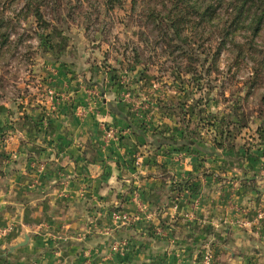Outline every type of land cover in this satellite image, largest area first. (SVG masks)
Masks as SVG:
<instances>
[{
	"label": "crops",
	"instance_id": "1",
	"mask_svg": "<svg viewBox=\"0 0 264 264\" xmlns=\"http://www.w3.org/2000/svg\"><path fill=\"white\" fill-rule=\"evenodd\" d=\"M55 71L42 101L0 107V264L264 263V143L177 146L164 109Z\"/></svg>",
	"mask_w": 264,
	"mask_h": 264
},
{
	"label": "rangeland",
	"instance_id": "2",
	"mask_svg": "<svg viewBox=\"0 0 264 264\" xmlns=\"http://www.w3.org/2000/svg\"><path fill=\"white\" fill-rule=\"evenodd\" d=\"M136 1L133 10L134 0H37L30 10L24 0H0V25L8 28L0 29V107L17 104L20 98L42 101L45 85L53 80L50 75L61 68L72 79L112 86L120 91V100L132 95L144 98V108L164 109L167 119L162 125L180 130L175 134L183 133L181 141L262 146L264 32L255 40L238 35L240 48L223 49L217 58L221 35L213 28L193 32L197 53L180 59V53L171 56L166 51L169 39L148 20V8L161 9L168 0ZM37 7L39 24L33 13ZM135 50L140 64L134 62ZM158 95L167 103L158 106ZM114 134L109 130L107 137L116 138ZM0 136L1 146L5 139ZM263 220L264 212L255 221ZM207 252L212 264L214 249L208 247Z\"/></svg>",
	"mask_w": 264,
	"mask_h": 264
},
{
	"label": "trees",
	"instance_id": "3",
	"mask_svg": "<svg viewBox=\"0 0 264 264\" xmlns=\"http://www.w3.org/2000/svg\"><path fill=\"white\" fill-rule=\"evenodd\" d=\"M24 1L26 7L31 10V6L37 0ZM111 1L109 0V3ZM136 6L137 1L134 0L133 10ZM33 13L35 21L38 24L42 23L40 7L35 8ZM148 20L154 25L155 30L159 31L163 39H169L168 44L164 46L166 51H169L171 56L180 53V59L189 55L195 56L197 53L191 38L193 32L196 34L200 30L205 32L208 28H213L221 35L220 46L214 56L217 58L223 49L230 46L240 48L236 42L238 35L249 34L253 40L261 36L264 32V0H168L161 9L149 7ZM5 25L7 24L0 25V29H8ZM2 37L7 43L8 34ZM44 37L50 41L48 35ZM171 43H175V46ZM198 49H201V45ZM138 51H134L136 64H140L141 60ZM238 57L242 58L243 55L239 54ZM261 66L264 67V54ZM158 142L161 143L159 140ZM159 143L151 145L157 146L160 145ZM177 143L179 142L173 139L164 138L161 145L174 146ZM177 146H193V143L181 141ZM216 147L222 148V146ZM178 188L180 190L191 189L187 184H180Z\"/></svg>",
	"mask_w": 264,
	"mask_h": 264
},
{
	"label": "built area",
	"instance_id": "4",
	"mask_svg": "<svg viewBox=\"0 0 264 264\" xmlns=\"http://www.w3.org/2000/svg\"><path fill=\"white\" fill-rule=\"evenodd\" d=\"M114 132H116V131H114ZM113 219H114V221H116V223H118V222H128L129 221V218L128 217L123 216V215H120V214H117V213L116 214H113ZM12 231H13V227H11V226L10 227H7L5 229H2L0 231V236L1 237L8 236ZM113 250L114 251H117L118 250V246H114ZM211 261H212V254H211V252H208L207 255H206V261H205V263L206 264H210Z\"/></svg>",
	"mask_w": 264,
	"mask_h": 264
},
{
	"label": "water",
	"instance_id": "5",
	"mask_svg": "<svg viewBox=\"0 0 264 264\" xmlns=\"http://www.w3.org/2000/svg\"><path fill=\"white\" fill-rule=\"evenodd\" d=\"M28 242H29V237H25V241H24V242L18 244V245L15 246V247L10 248L8 252H9V253H13V252L16 251V250H18V249H20V248H23V247L27 246Z\"/></svg>",
	"mask_w": 264,
	"mask_h": 264
}]
</instances>
